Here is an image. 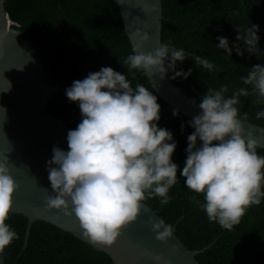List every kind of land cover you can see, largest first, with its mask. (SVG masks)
I'll return each mask as SVG.
<instances>
[{"label":"clouds","instance_id":"9594fccd","mask_svg":"<svg viewBox=\"0 0 264 264\" xmlns=\"http://www.w3.org/2000/svg\"><path fill=\"white\" fill-rule=\"evenodd\" d=\"M258 28L252 24L243 35L238 29L236 40L243 41L250 54L258 47ZM142 39H150L149 34L144 33ZM217 39V47L231 56L228 38ZM235 51L244 55L239 43ZM190 55L167 43L152 52L135 46L124 64L129 70L155 68L161 78L169 70L174 71L172 79L187 78L192 69H175L177 61ZM192 58L197 67L214 68L201 56ZM241 79L252 86L255 103H264V65H253ZM227 91V86L210 88L201 96V112L188 121L194 131L187 137V157L180 175L190 190L203 194L205 202L200 207L208 220L230 231L252 205L264 199V156L257 153L262 146L253 130H247V138L243 135L237 105L241 96L249 95L248 89L240 88L230 97L225 96ZM66 96L79 102L83 118L67 134V151L53 147L47 162L53 194L46 197V205L62 210L65 216L74 214L83 235L91 241L111 245L123 228L137 220L146 199L160 197L161 204L168 203L169 190L177 182L178 165L172 161L177 144L172 132L157 124L161 118L157 96L142 84L134 89L126 75L112 67H101L83 80H75ZM256 118H264V110ZM8 163V156L0 154V253L18 238L6 223L18 188ZM152 228L161 241L173 234L172 225L163 220L153 222Z\"/></svg>","mask_w":264,"mask_h":264},{"label":"trees","instance_id":"16d2710c","mask_svg":"<svg viewBox=\"0 0 264 264\" xmlns=\"http://www.w3.org/2000/svg\"><path fill=\"white\" fill-rule=\"evenodd\" d=\"M161 1V41L191 54L183 62L177 61L175 69H192L191 74L172 79L174 71L169 70L171 80L199 100L210 88L227 86L226 97L246 88L249 95L241 96L237 105L240 117L246 113L248 120L264 125V118H256V113L264 110V103H255L252 86L241 79L253 65H264V0ZM4 8L37 48L42 56L43 76L55 86L47 110L65 119L71 129L83 118L79 102L69 101L66 96V89L75 80H83L101 67H112L125 74L134 89L137 84L149 88L161 106L157 124L171 131L177 144L172 161L178 165V173L167 204H161L160 197L145 201L157 209L165 222L175 226L176 234L188 247H205L196 254L201 264H246L250 260V264H264V199L259 205H252L230 231L208 220L200 207L205 202L203 194L190 190L180 175L187 157V137L194 131L188 123L192 118L179 110L174 116L175 108L159 96L144 70H129L124 64L133 47L117 0H4ZM252 24L259 26V42L250 54L236 37L238 29L243 35V30ZM217 37L228 38L229 47L233 48L231 56L217 47ZM237 43L244 50L243 56L235 51ZM197 55L209 60L214 68L209 71L197 67L192 58ZM257 153L264 156V148L258 147ZM6 223L18 238L4 249L0 264H114L107 252L48 221L34 220L26 242V216L11 211Z\"/></svg>","mask_w":264,"mask_h":264},{"label":"water","instance_id":"95a60500","mask_svg":"<svg viewBox=\"0 0 264 264\" xmlns=\"http://www.w3.org/2000/svg\"><path fill=\"white\" fill-rule=\"evenodd\" d=\"M117 2L132 47L139 46L143 52H152L160 47L163 43L162 1ZM144 33H148L150 39L143 40ZM42 66V56L37 48L16 27L4 8V0H0V154L8 156L10 174L18 184L11 211L22 213L27 218L24 241L31 223L42 219L107 252L114 264H201L196 254L205 247H188L176 234L175 226H172L173 234L167 241L156 239L153 222L163 220L168 223L146 201L137 220L123 228L111 245L85 237L74 214L65 216L62 210L47 207L46 197L53 194L47 162L53 156V147L68 150L67 134L72 129L65 119L46 108L55 86L43 76ZM144 72L152 87L170 107L191 118L201 112V100L179 88L168 73L161 78L155 68ZM239 118L244 124L245 138L247 130L252 129L254 137L264 148V125ZM3 257L4 251L0 253V263ZM250 263L251 260L246 264Z\"/></svg>","mask_w":264,"mask_h":264}]
</instances>
